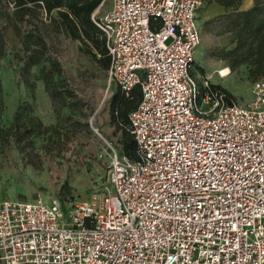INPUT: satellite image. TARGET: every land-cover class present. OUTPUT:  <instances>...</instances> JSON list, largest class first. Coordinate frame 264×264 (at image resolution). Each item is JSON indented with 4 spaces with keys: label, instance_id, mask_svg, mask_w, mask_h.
I'll return each mask as SVG.
<instances>
[{
    "label": "built area",
    "instance_id": "built-area-1",
    "mask_svg": "<svg viewBox=\"0 0 264 264\" xmlns=\"http://www.w3.org/2000/svg\"><path fill=\"white\" fill-rule=\"evenodd\" d=\"M203 0H112L92 19L136 142L84 198L0 200V264H264V75L244 103L191 73Z\"/></svg>",
    "mask_w": 264,
    "mask_h": 264
},
{
    "label": "rangeland",
    "instance_id": "rangeland-1",
    "mask_svg": "<svg viewBox=\"0 0 264 264\" xmlns=\"http://www.w3.org/2000/svg\"><path fill=\"white\" fill-rule=\"evenodd\" d=\"M111 3L102 0L94 17L104 15ZM243 3L241 9H245ZM223 13L220 4L203 0L198 10L201 40L191 72L198 82L207 77L231 100L244 103L251 97L254 79L246 64L228 66L233 62L229 49L235 41L220 18ZM40 20L38 29L46 48L24 50L21 39L33 24L15 20L16 26L4 25L0 18L5 51L0 58L4 102L0 125L10 126L15 112L19 124L0 143V200L30 199L38 193L47 198L87 197L107 186L110 146L121 148V130L111 121L110 112L113 88L118 86L92 54L100 57V53L90 41L84 43L58 31L48 18ZM30 55L40 57V62L27 68ZM48 57L59 62L64 78L59 81L53 73L49 88L56 92L54 97L41 73L51 75Z\"/></svg>",
    "mask_w": 264,
    "mask_h": 264
},
{
    "label": "trees",
    "instance_id": "trees-1",
    "mask_svg": "<svg viewBox=\"0 0 264 264\" xmlns=\"http://www.w3.org/2000/svg\"><path fill=\"white\" fill-rule=\"evenodd\" d=\"M214 1L224 7V13L220 18L226 21L228 29L232 32L235 41L234 46L229 49L230 68L236 65L246 64L249 67V75L254 81L264 75V0H252L251 6L241 9L243 0H208ZM12 3L11 10L9 3ZM102 0H0V18L3 17L4 25L14 24L15 20H25L31 22L33 27L22 37L21 42L24 50L45 49L46 44L38 29L40 18H48L55 24L58 31L64 32L74 39L84 43L90 41L100 53L97 57L92 52L94 58L103 69L109 68L110 57L107 55L105 47V37L102 31L94 23L92 15L94 10L100 5ZM5 55L3 35L0 32V58ZM25 62L27 68L40 62V57L30 55ZM50 61L49 76L41 70L45 88L51 96L56 95L50 90L49 81L55 73L57 80H63L62 70L59 62L52 58ZM44 72V73H43ZM192 73V72H191ZM219 88V86L215 85ZM225 93V92H224ZM70 96L75 94L70 92ZM140 88L135 86L125 94L118 86L113 88L110 103L111 121L116 123L121 130L120 152L129 158L136 156V142L128 126V114L135 108L140 99ZM226 100L231 99L225 93ZM4 111L2 94V84L0 82V122ZM34 119V118H33ZM38 127L42 128V123L38 122ZM18 113L15 112L12 124L8 127L0 125V143L4 141L13 129L17 130ZM49 128V127H47ZM46 128V129H47Z\"/></svg>",
    "mask_w": 264,
    "mask_h": 264
},
{
    "label": "crops",
    "instance_id": "crops-1",
    "mask_svg": "<svg viewBox=\"0 0 264 264\" xmlns=\"http://www.w3.org/2000/svg\"><path fill=\"white\" fill-rule=\"evenodd\" d=\"M243 6L245 8H248L250 6V0H245V3H243Z\"/></svg>",
    "mask_w": 264,
    "mask_h": 264
},
{
    "label": "bare ground",
    "instance_id": "bare-ground-1",
    "mask_svg": "<svg viewBox=\"0 0 264 264\" xmlns=\"http://www.w3.org/2000/svg\"><path fill=\"white\" fill-rule=\"evenodd\" d=\"M221 73H223V74L226 73V68L222 69Z\"/></svg>",
    "mask_w": 264,
    "mask_h": 264
}]
</instances>
